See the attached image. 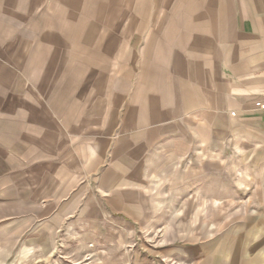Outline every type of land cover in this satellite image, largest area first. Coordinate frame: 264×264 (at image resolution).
Instances as JSON below:
<instances>
[{"label":"crops","instance_id":"0c3cea01","mask_svg":"<svg viewBox=\"0 0 264 264\" xmlns=\"http://www.w3.org/2000/svg\"><path fill=\"white\" fill-rule=\"evenodd\" d=\"M9 1L0 37L37 11L8 125L30 177L70 182L83 150L111 160L100 180L121 190L168 144L190 151L246 120L264 135V0Z\"/></svg>","mask_w":264,"mask_h":264},{"label":"rangeland","instance_id":"374dc122","mask_svg":"<svg viewBox=\"0 0 264 264\" xmlns=\"http://www.w3.org/2000/svg\"><path fill=\"white\" fill-rule=\"evenodd\" d=\"M29 14L0 37V264H264V135L253 121L190 151L168 144L121 190L100 180L111 160L83 150L70 182L29 176L8 127L37 41Z\"/></svg>","mask_w":264,"mask_h":264}]
</instances>
